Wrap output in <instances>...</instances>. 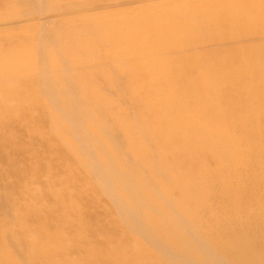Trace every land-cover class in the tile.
Instances as JSON below:
<instances>
[{
  "label": "rangeland",
  "instance_id": "rangeland-1",
  "mask_svg": "<svg viewBox=\"0 0 264 264\" xmlns=\"http://www.w3.org/2000/svg\"><path fill=\"white\" fill-rule=\"evenodd\" d=\"M225 259L264 264V0H0V264Z\"/></svg>",
  "mask_w": 264,
  "mask_h": 264
},
{
  "label": "bare ground",
  "instance_id": "bare-ground-1",
  "mask_svg": "<svg viewBox=\"0 0 264 264\" xmlns=\"http://www.w3.org/2000/svg\"><path fill=\"white\" fill-rule=\"evenodd\" d=\"M201 240V239H200ZM212 244V243H211ZM262 244V243H261ZM201 247V246H200ZM203 248V247H202ZM201 250V249H200ZM205 251V250H204ZM178 254V253H177ZM203 255H204V252L202 253ZM208 254V253H207ZM178 256V255H177ZM205 256V255H204ZM168 258H170V259H176L173 255H169L168 256ZM226 261V264H231V262L230 261H228V259H225ZM143 263V262H142ZM193 262L192 261H188V264H192ZM135 264V263H134ZM136 264H139V262L138 263H136ZM141 264V263H140ZM144 264H153V262L152 261H147V263H144ZM176 264V263H175ZM194 264H197V263H194ZM207 264H223L221 261L219 262H217V263H215V262H212V263H207Z\"/></svg>",
  "mask_w": 264,
  "mask_h": 264
}]
</instances>
